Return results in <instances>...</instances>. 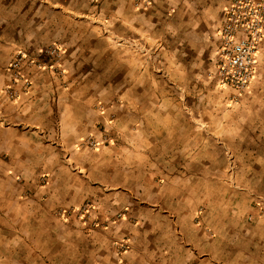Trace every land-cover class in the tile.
I'll return each instance as SVG.
<instances>
[{
  "label": "crops",
  "instance_id": "obj_1",
  "mask_svg": "<svg viewBox=\"0 0 264 264\" xmlns=\"http://www.w3.org/2000/svg\"><path fill=\"white\" fill-rule=\"evenodd\" d=\"M223 3L0 0V144L27 153L19 166L61 168L63 175L51 177L66 185L61 203L74 199L72 185L86 183L72 166L123 193L157 185L161 201L179 199L180 185L209 182L212 131L204 105L226 90L211 62ZM97 7L107 15H81ZM130 39L139 49L127 47ZM52 44L62 48L57 68L26 61L29 85L13 86L8 65L17 52L40 57ZM8 86L18 98L8 96ZM89 140L101 144L89 148ZM52 197L35 192L30 207L47 214Z\"/></svg>",
  "mask_w": 264,
  "mask_h": 264
},
{
  "label": "rangeland",
  "instance_id": "obj_2",
  "mask_svg": "<svg viewBox=\"0 0 264 264\" xmlns=\"http://www.w3.org/2000/svg\"><path fill=\"white\" fill-rule=\"evenodd\" d=\"M81 15L107 14L97 7ZM220 93L204 105L210 181L180 185L179 199L161 201L154 184L123 193L72 166L86 183L72 185L74 199L61 203L66 185L51 182L61 168L19 166L27 153L0 144V264H264V45L250 90ZM35 192L53 196L47 214L30 207Z\"/></svg>",
  "mask_w": 264,
  "mask_h": 264
},
{
  "label": "built area",
  "instance_id": "obj_3",
  "mask_svg": "<svg viewBox=\"0 0 264 264\" xmlns=\"http://www.w3.org/2000/svg\"><path fill=\"white\" fill-rule=\"evenodd\" d=\"M264 40V0H228L224 9V18L217 31L215 50V79L223 88L242 96L249 90L256 78L259 66V54ZM40 57H31L24 51H18L9 62L12 73V85L23 81L22 65L26 61L40 68L56 69L62 56V48L57 44L41 49ZM13 86L5 90L11 98H18ZM87 146L96 148V142L89 140ZM126 244H121L122 250Z\"/></svg>",
  "mask_w": 264,
  "mask_h": 264
}]
</instances>
